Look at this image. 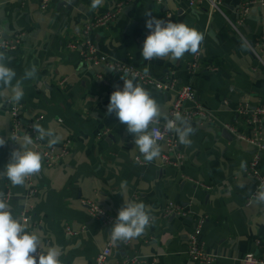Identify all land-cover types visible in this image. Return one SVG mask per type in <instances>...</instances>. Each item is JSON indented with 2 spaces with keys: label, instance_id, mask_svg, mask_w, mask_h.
Returning a JSON list of instances; mask_svg holds the SVG:
<instances>
[{
  "label": "crops",
  "instance_id": "obj_1",
  "mask_svg": "<svg viewBox=\"0 0 264 264\" xmlns=\"http://www.w3.org/2000/svg\"><path fill=\"white\" fill-rule=\"evenodd\" d=\"M118 1L103 0L92 9V0H52L42 9L41 0H0V30L8 38L24 34L17 51L5 52L11 57L9 66L17 78L26 68H38L37 77L23 84L24 131L43 116L39 125L57 131L58 149L71 141L67 157L33 176L32 195L27 180L23 186H13L6 177H0V191L15 194L9 203L13 215L22 219V211L28 210L29 231L40 237V250L57 247L61 264H93L110 240L111 228L92 218L82 199L97 202L115 218L125 200L143 202L154 217L144 234L117 242L107 264H118L133 254L155 257L158 264H200L187 254L199 217L205 218L201 239L206 249L219 255L213 264H245L242 259L248 253L259 252L256 239H264V202L252 199L258 183L245 172L254 147L225 134L219 125L195 118L189 121L195 130L189 137L191 145L179 142L185 156L181 167L163 164L165 143H160V158L146 162L126 125L107 113L111 93L123 88L121 77H131L104 64L92 66L82 60L80 48H68L69 42L80 39L87 20L114 9ZM245 1L224 0L222 14L211 12L207 4L191 5L189 0H133L114 22L92 30L91 38L100 52L124 59L153 77H175L180 85L192 84L199 103L214 110L221 121L237 122L240 104L248 102L255 108L264 100V66L248 45L263 34L264 5L251 7L239 27L241 33L230 22H237V10ZM146 11L203 33L199 68L188 69L196 54L186 53L179 60L142 57ZM134 83L147 89L171 118L176 91H161L137 79ZM9 110L8 103L0 107V136L7 141L0 147V172L19 147L10 140ZM246 131L251 133L250 128ZM41 143L48 145L47 140ZM136 156L145 163H138ZM261 166L264 172V153ZM170 201L190 210V217H166L164 209ZM67 226L84 230L70 235Z\"/></svg>",
  "mask_w": 264,
  "mask_h": 264
},
{
  "label": "clouds",
  "instance_id": "obj_2",
  "mask_svg": "<svg viewBox=\"0 0 264 264\" xmlns=\"http://www.w3.org/2000/svg\"><path fill=\"white\" fill-rule=\"evenodd\" d=\"M102 3L103 0H92L91 8L97 9ZM145 15L149 17L146 27L150 30L142 46L141 55L145 60H179L186 53H200L204 36L195 27L184 22L158 19L150 11H146ZM10 60L9 55L0 51V107L5 103H19L24 95V81L34 80L38 73V68L33 65L17 78L16 70L9 66ZM121 78L123 88H117L111 93L107 113H114L118 121L126 125L127 132L134 137L135 148L139 149L146 162L160 158L162 146L157 140L160 133L156 125L161 119L165 121V129L174 131L181 144L191 145L189 137L195 130L184 117L177 115L175 120L170 119L162 113L150 92L141 84L134 83L135 77ZM33 130L37 133L35 139L47 140L49 148L60 140L54 128L46 129L34 124ZM10 140L19 147L11 152L9 162L5 171L0 172V177H6L13 186H23L28 178L42 170L43 157L40 151L35 150L31 134L24 133L21 138L13 137ZM6 143L0 136V147L6 146ZM241 167H245V162H241ZM254 199L264 202V186L258 189ZM153 221L154 217L143 202L125 200L111 226L110 239L117 242L139 237ZM60 255V250L55 246L49 247L46 252L40 250V237L35 231H29L26 221L13 215L5 194L0 192V264H61Z\"/></svg>",
  "mask_w": 264,
  "mask_h": 264
},
{
  "label": "built area",
  "instance_id": "obj_3",
  "mask_svg": "<svg viewBox=\"0 0 264 264\" xmlns=\"http://www.w3.org/2000/svg\"><path fill=\"white\" fill-rule=\"evenodd\" d=\"M132 1L133 0H119L114 9L87 20L82 27V36L80 39L69 42L68 48H80L82 60L92 66L104 64L113 71L121 72L131 78L135 77V79L139 80L143 84L153 86L158 90L176 91L177 97L173 107L170 110V119L175 120L177 115L184 117L186 120L202 118L206 123L219 125L222 129L228 130L230 134H232L237 139L251 144L255 151L251 160L245 167V172L254 178L258 183V188L252 197V199H254L258 189L264 186V172L261 166L264 153V100L255 108H252L248 102L240 104L238 108V114L240 115L241 120L237 122L221 121L214 110L197 101L196 91L192 84L180 85L177 78L175 77L162 79L153 77L150 74L136 68L133 64L127 62L124 59L114 58L111 55L100 52L99 48L91 38L92 30L106 27L114 22L120 16L124 7ZM51 2L52 0H41L42 9H47ZM258 3L264 5V0H246L238 8L237 22L234 23L230 21L231 25L237 32L241 33L239 28L240 25L245 22L251 7ZM189 4H207L211 12H220L224 14V0H189ZM149 31L150 30L148 29L144 40L149 34ZM23 36V33H17L14 34L12 38H8L0 30V50H3L4 52L17 51L19 49L20 43L22 42ZM248 45L254 57L261 65L264 66V31L256 43ZM199 54L200 53L196 54L194 59L188 63V69L190 71H194L196 68L200 67V62L198 60ZM98 77L101 80L104 79L102 75H98ZM187 103L193 104L188 106ZM21 108L22 104L20 102L10 103L9 112L12 121L11 137L18 139L21 138L24 133L31 134L35 141V150L40 151L43 157L42 168L58 165L62 159L70 154L71 141L68 140L65 142L60 149H58L56 146L49 148L48 145H43L40 140L35 139L37 133H35L33 130V125L39 124L43 116L37 117L35 120L29 123V129L27 132H25L23 129L25 124L21 119ZM164 125L165 123L161 122L156 125V128L160 133L157 137L158 143H165L167 145V152L162 156L163 164L172 166L174 168H179L183 165L185 156L181 151L177 134L174 131H167ZM246 128H250L251 133H247ZM135 159L138 163H145L139 156H136ZM186 179L194 181V179L191 177H186ZM27 183L30 190L29 195H32L35 191L33 176L27 179ZM0 192L5 194V198L8 203L14 200L15 194L11 190ZM82 203L86 206L92 218L104 226L111 228L116 218L110 215L103 206L90 199H82ZM21 215L22 220L29 222L30 215L28 210H23ZM164 215L166 217L172 215L190 217V210L179 203L170 201L164 209ZM204 224L205 218L199 217L196 222V227L189 237L187 254L192 260L200 264H213L218 260L219 255L217 253L208 251L206 249L205 243L201 239ZM66 229L67 233L70 235H78L84 230V228H82V230H74L70 226H67ZM117 242H113L110 239L105 248L97 254L93 264H107L108 258L112 253V248ZM256 245L259 248V252L248 253L242 259L245 264H264V239L257 238ZM118 264H158V260L155 257L150 258L140 254H133L126 257Z\"/></svg>",
  "mask_w": 264,
  "mask_h": 264
},
{
  "label": "water",
  "instance_id": "obj_4",
  "mask_svg": "<svg viewBox=\"0 0 264 264\" xmlns=\"http://www.w3.org/2000/svg\"><path fill=\"white\" fill-rule=\"evenodd\" d=\"M62 5H64V3H62ZM187 121L189 122V121H191V120L188 119ZM224 133L227 134V135H229L230 137L232 136V135L229 133L228 130H224Z\"/></svg>",
  "mask_w": 264,
  "mask_h": 264
}]
</instances>
